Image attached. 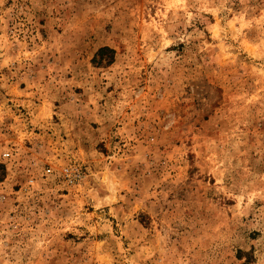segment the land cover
<instances>
[{
  "label": "rangeland",
  "instance_id": "1",
  "mask_svg": "<svg viewBox=\"0 0 264 264\" xmlns=\"http://www.w3.org/2000/svg\"><path fill=\"white\" fill-rule=\"evenodd\" d=\"M0 264H264V0H0Z\"/></svg>",
  "mask_w": 264,
  "mask_h": 264
},
{
  "label": "built area",
  "instance_id": "2",
  "mask_svg": "<svg viewBox=\"0 0 264 264\" xmlns=\"http://www.w3.org/2000/svg\"><path fill=\"white\" fill-rule=\"evenodd\" d=\"M8 154H9V153H7V152H6V154H5V155H8Z\"/></svg>",
  "mask_w": 264,
  "mask_h": 264
}]
</instances>
